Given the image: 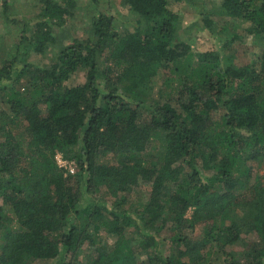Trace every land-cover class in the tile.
<instances>
[{
    "label": "trees",
    "instance_id": "trees-1",
    "mask_svg": "<svg viewBox=\"0 0 264 264\" xmlns=\"http://www.w3.org/2000/svg\"><path fill=\"white\" fill-rule=\"evenodd\" d=\"M0 1L21 31L0 52V264H209V245L225 264H264V179L249 186L251 164L264 160V0H223L216 11L250 24L261 53L247 64L229 53L236 32L193 54L172 6L197 0H123L138 16L134 31L119 33L100 13L71 43L55 31L71 0H40L35 24L9 19ZM212 15L201 28L215 35ZM50 49L52 65L29 61ZM79 73L86 82L68 84ZM140 188L147 200L131 204ZM202 224L193 242L184 231ZM167 229L177 248L161 256ZM101 234L115 240L106 250ZM245 234L258 241L241 258L225 251Z\"/></svg>",
    "mask_w": 264,
    "mask_h": 264
},
{
    "label": "rangeland",
    "instance_id": "rangeland-1",
    "mask_svg": "<svg viewBox=\"0 0 264 264\" xmlns=\"http://www.w3.org/2000/svg\"><path fill=\"white\" fill-rule=\"evenodd\" d=\"M40 0H9V19L25 21L30 24H35L37 22V15L40 11ZM62 5H66V0H58ZM73 2L71 15L67 16V21L64 27L56 28L57 37L62 35H69L67 37V42L71 43L74 39H87L88 30L91 27L92 20L95 14H106L112 16L116 29L119 33L123 34L126 32L134 31L137 26L138 16L131 10L130 7L123 4V0H71ZM199 2L198 6H190L186 3H176L172 6L174 12L179 15V32L181 38L191 46V51L194 55L205 52L208 50H213L217 45H222L226 39L228 32L237 33L240 39L235 40L231 45L232 49L229 53L237 51L236 63L237 64H247L252 63L257 56L261 53L260 45L255 42L253 37L247 35V28L250 27L248 22L240 20L225 19L216 13L219 11L221 3L223 0H197ZM3 5L0 1V52L3 50H8L9 46H13L17 40L20 38V28L15 24L6 23L5 16L3 14ZM212 15V19L215 21L216 34L213 35L209 30H203L201 26L203 24V15ZM98 16V15H96ZM199 25H198V24ZM223 26H227L228 29L220 33L219 30ZM7 47V48H6ZM234 48V49H233ZM55 52L49 50L45 56L32 55L29 58L31 63L40 65L41 67L50 66L55 62ZM86 82L83 73L75 75L68 84L72 86L83 85ZM163 83V77H160L157 81V89L159 85ZM159 95V91L156 92V97ZM0 108H6L4 97L0 96ZM217 118L220 115L216 116ZM3 136L0 134V144L3 141ZM62 156L61 154H58ZM57 155V156H58ZM63 158V157H62ZM64 159V158H63ZM57 160V158H56ZM109 160V159H107ZM58 162V161H57ZM70 164L75 165L74 161H70ZM252 180L249 182L250 185H254L255 179H264V160L262 162L254 161L252 164ZM66 172L69 171L66 167H61ZM75 173H77V167L75 166ZM264 181V180H263ZM149 191L145 189H138L131 197V204H140L147 200L149 196ZM107 201H110L107 199ZM111 202V201H110ZM1 205V201H0ZM129 204L127 205V207ZM194 213V209L188 211L186 218L191 219ZM204 224L196 227L194 231L189 229L185 230L184 233L193 241H200L204 238ZM174 233L170 230H164L159 241L161 244V256L171 254L176 250L177 245L172 240ZM242 241L235 246L227 247L225 251L238 253L241 258L245 252H247L253 243L258 241L256 234L243 235ZM98 247L102 250H106L109 245L114 244L115 240L106 234H101L99 239ZM93 249L91 250V252ZM90 249L85 251L80 263L88 262V259L92 256ZM207 252H212V256L209 259V264H225V257L220 252L216 245H209L203 254ZM141 261L147 260V255L140 256ZM29 264H58V260L50 261H40V260H28Z\"/></svg>",
    "mask_w": 264,
    "mask_h": 264
},
{
    "label": "built area",
    "instance_id": "built-area-1",
    "mask_svg": "<svg viewBox=\"0 0 264 264\" xmlns=\"http://www.w3.org/2000/svg\"><path fill=\"white\" fill-rule=\"evenodd\" d=\"M56 158H57V161H58V165L60 166V167H66V169L67 170H69V172L71 173V174H75V166L76 165H74V163H73V165L72 164H70L67 160H65V159H63L62 158V156H56Z\"/></svg>",
    "mask_w": 264,
    "mask_h": 264
}]
</instances>
